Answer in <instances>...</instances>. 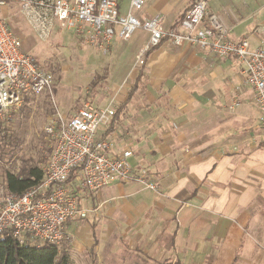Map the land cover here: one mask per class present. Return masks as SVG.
Segmentation results:
<instances>
[{"label":"crops","instance_id":"crops-1","mask_svg":"<svg viewBox=\"0 0 264 264\" xmlns=\"http://www.w3.org/2000/svg\"><path fill=\"white\" fill-rule=\"evenodd\" d=\"M192 1L145 0L133 14L157 15L171 29ZM206 1L230 38L264 48V0ZM148 36L139 30L124 43L127 63ZM170 42L123 67L133 80L125 98L136 78L137 90L105 132L112 152L133 151L144 180L79 194L92 208L86 218L98 219L101 258L130 252L149 264H264V126L243 64Z\"/></svg>","mask_w":264,"mask_h":264},{"label":"built area","instance_id":"built-area-1","mask_svg":"<svg viewBox=\"0 0 264 264\" xmlns=\"http://www.w3.org/2000/svg\"><path fill=\"white\" fill-rule=\"evenodd\" d=\"M7 1L0 0V5ZM13 1L41 37H47L55 28H71L103 50L116 33L127 39L137 28H143L149 36L138 50L140 63L164 38L174 46L185 42L218 57H233L244 66L245 83L254 91L258 119L264 126V48L252 47L247 38H230L216 15L208 14L206 0H193L172 29H163L157 15L142 20L133 14L145 0H129L125 11L120 10L118 0ZM21 46L7 18L0 16V121L9 122L26 98L53 92L52 72L41 67ZM114 116L115 107L99 106L88 98L68 119L57 116L45 124L52 148L41 177L17 194L0 184V233L21 241L58 245L71 239L69 224L85 219L92 211L82 203V191L96 193L117 181L144 180L141 173L136 175L130 162V148L112 152L113 143L105 132Z\"/></svg>","mask_w":264,"mask_h":264},{"label":"rangeland","instance_id":"rangeland-1","mask_svg":"<svg viewBox=\"0 0 264 264\" xmlns=\"http://www.w3.org/2000/svg\"><path fill=\"white\" fill-rule=\"evenodd\" d=\"M118 2L120 10L121 6L128 8L129 0ZM0 16L7 18L21 41L22 49L33 55L39 65L51 71L54 77L51 95L28 98L14 111L12 119L5 122L22 139L23 154L32 156L34 163L42 168L52 148V138L44 132L45 124L57 116L68 119L88 98L99 106L116 107L125 98L133 81L130 75H124L123 67L129 63L133 66L141 63L137 57L127 63V53L123 47L131 36L123 39L116 33L106 50H103L71 28H55L47 37H41L40 32L21 13L19 4L13 0L0 5ZM139 30L145 29H136ZM183 45L190 44L184 42ZM2 163L1 172L8 170L14 174H19L24 164L19 157ZM1 172L0 184L4 185ZM78 221L69 224L71 239L58 244V251L66 252L69 264H149L130 252L117 258L114 254L106 255L102 260L100 252L104 245L99 244L98 219ZM108 247L106 250H114Z\"/></svg>","mask_w":264,"mask_h":264},{"label":"trees","instance_id":"trees-1","mask_svg":"<svg viewBox=\"0 0 264 264\" xmlns=\"http://www.w3.org/2000/svg\"><path fill=\"white\" fill-rule=\"evenodd\" d=\"M136 82L137 78L125 100L119 104L118 110L116 108L114 121L117 119L119 111L125 107L137 90ZM17 157L24 163L19 174L14 175L8 170L1 172L7 189L15 194L21 193L34 184L41 177L43 170L34 163L35 160L32 156L23 154L22 139L7 124L5 125V122L0 121V159L14 161ZM37 242L24 243L11 235L0 233V264H69L66 252H59L57 244ZM165 263L167 262H163V264Z\"/></svg>","mask_w":264,"mask_h":264}]
</instances>
